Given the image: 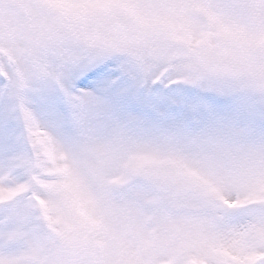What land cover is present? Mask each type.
Returning <instances> with one entry per match:
<instances>
[{
    "label": "snow or ice",
    "instance_id": "1",
    "mask_svg": "<svg viewBox=\"0 0 264 264\" xmlns=\"http://www.w3.org/2000/svg\"><path fill=\"white\" fill-rule=\"evenodd\" d=\"M0 264H264V0H0Z\"/></svg>",
    "mask_w": 264,
    "mask_h": 264
}]
</instances>
